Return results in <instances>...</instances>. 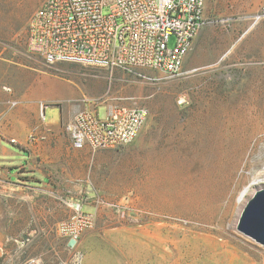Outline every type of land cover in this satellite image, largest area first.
Wrapping results in <instances>:
<instances>
[{
	"label": "rangeland",
	"instance_id": "374dc122",
	"mask_svg": "<svg viewBox=\"0 0 264 264\" xmlns=\"http://www.w3.org/2000/svg\"><path fill=\"white\" fill-rule=\"evenodd\" d=\"M42 2L0 0V56L19 61L26 54L37 57L27 51V23ZM262 5L264 0H206V10L211 11L207 17L216 21L207 26L217 33H209L200 47H194L192 53L195 55L183 64L182 72L176 76L167 75L161 70H146L150 79L131 78L121 72H115L110 77L105 71L73 64L63 63L58 64L56 69L49 68L38 57L39 65L45 71L33 73L32 80L36 90L48 97L60 96L67 100L83 94V98L102 100L121 96L127 98L122 101L126 105L145 107L148 115L144 127L148 119L151 121V129L143 138L146 152L152 147L158 151L161 125L168 119V112L176 115V121L171 125L175 139L178 138L179 125L186 119L188 132H194L199 120L197 113L201 110L212 111L211 116H205L202 120L214 135L222 125V120L214 116L221 100L236 96L252 104L264 102V33H258L264 29V16L256 18ZM173 43L171 39L169 46ZM213 53L216 54L215 60L210 58ZM225 53L229 55L228 58ZM180 96L184 97V101L178 99ZM15 107L16 102L5 105L9 109ZM45 111L48 114V107ZM2 112L6 113L7 110ZM98 112L103 117L105 106L100 105ZM253 134L247 143L246 155L257 140L254 157L246 169L241 166L237 170V175L244 174V179L237 188L233 185L229 192L234 211L232 222L226 221L221 228H216L214 223L203 224L208 232L200 233L192 228L199 223V209L193 205L191 217L182 213L191 206L188 204L192 202L191 199L189 201L179 196L172 212L158 202L153 208L155 212L146 210L143 204L141 215L148 236L152 232L155 234L152 243L154 250L150 240H147L146 264H174V260L178 264H200L195 258L193 261L187 260L185 254L189 250L197 256L206 254L208 264H264V246L236 230L240 212L246 203L240 208L237 206L238 191L253 178L264 176V128H258ZM168 135H163L165 149ZM174 148L175 143H172ZM105 150L89 151L87 160L90 169L95 164L122 165L120 153ZM199 163L194 165L196 169ZM99 183L109 184L111 188L109 182L96 181V185L90 182L78 194L67 192L62 196H52L41 190L18 187L8 178L0 177V264H85L86 255L91 249L88 243L96 232V225L85 231L75 246L69 247L67 238L56 232L57 219L68 218L77 210L76 205L80 208L81 204L86 206L84 210L93 212L96 198L116 202L128 197L129 207H136L134 191L129 190L110 199L103 192H95ZM121 220L128 219L122 217ZM202 238L207 240L206 244L200 241Z\"/></svg>",
	"mask_w": 264,
	"mask_h": 264
},
{
	"label": "crops",
	"instance_id": "0c3cea01",
	"mask_svg": "<svg viewBox=\"0 0 264 264\" xmlns=\"http://www.w3.org/2000/svg\"><path fill=\"white\" fill-rule=\"evenodd\" d=\"M210 13L211 11L206 10L205 3L204 16L207 17ZM209 33L217 32L207 25L198 31L184 63L195 55L192 50L196 46L200 47ZM258 33H264V29ZM225 55L228 58L229 55ZM210 58L215 60L216 54L213 53ZM38 60V57L27 54L22 61L0 56V177L8 178L18 187L41 190L52 196H62L67 192L78 194L88 183L96 185V181L111 183V188L105 183H99L97 189L94 187L95 192H103L110 199L129 190L134 191L136 207L128 212L127 221H122V217L109 208L98 209L96 232L89 240L91 249L84 262L146 264L147 240L154 243L155 234L152 232L148 236L141 207L144 204L146 210L155 212L153 208L158 202L172 212L179 196L193 199L197 192V177L193 166L198 161H203V156L209 161L210 156L216 153L220 146L221 126L218 123V131L212 135L209 125L202 120L205 116H211L212 111L201 110L198 111L201 119L197 121L194 132H188L186 119L179 125L178 138L175 139L171 125L176 121V115L168 112V119L161 125L158 151L154 147L145 151L143 138L148 129H151V121L148 119L134 143L119 150H105L120 153L122 165L95 164L90 169L87 155L91 150L89 147L73 148L65 131V124L76 112L88 105L87 99L92 98H83V94H80L63 100L60 96L48 97L38 92L32 80L33 73L45 71ZM8 102H16V107L5 108ZM4 109L7 110L6 113L2 112ZM214 113L217 117L218 112ZM163 131L164 134H169L165 158L161 154ZM198 132L205 139L203 143L198 142L196 149L194 144ZM172 143H175L174 149ZM83 207L86 206L81 204L80 209L84 210ZM193 208L191 205L182 213L191 217ZM60 220L63 219L59 217L55 224Z\"/></svg>",
	"mask_w": 264,
	"mask_h": 264
},
{
	"label": "built area",
	"instance_id": "2783aa9c",
	"mask_svg": "<svg viewBox=\"0 0 264 264\" xmlns=\"http://www.w3.org/2000/svg\"><path fill=\"white\" fill-rule=\"evenodd\" d=\"M206 0H43L27 23V51L49 68L73 64L150 79L146 70L176 76L198 31L214 19L204 16ZM264 16V5L256 18ZM173 39V45L169 46ZM121 96L87 99L88 105L65 124L71 146L122 149L140 135L145 107L129 106ZM184 101V97L178 98ZM112 101V102H110ZM105 106L103 117L98 107ZM1 136V129H0ZM11 142H14L11 139ZM129 198L116 202L96 198L94 211L77 210L56 224V232L74 239L96 225L97 210L106 207L127 217ZM68 246V245H67Z\"/></svg>",
	"mask_w": 264,
	"mask_h": 264
},
{
	"label": "bare ground",
	"instance_id": "6f19581e",
	"mask_svg": "<svg viewBox=\"0 0 264 264\" xmlns=\"http://www.w3.org/2000/svg\"><path fill=\"white\" fill-rule=\"evenodd\" d=\"M244 106L249 108L246 109ZM216 111L218 112L217 117L222 120L220 146L218 152L216 151L214 155L210 156L211 160L208 161L203 156V161H198L200 162L199 167L196 169L193 166L197 177L195 181L197 192L191 199L192 202L188 203L199 209L197 215L199 223L194 224L192 228L200 233L208 232L207 227L203 224L214 223L216 228H221L226 221H233V203L229 192L232 187L237 188L241 180L244 179V174L237 175V170L241 166L244 169L249 166L256 150L257 140L251 145L250 152L246 155L247 143L251 134L258 128H264V102L252 104L249 100L234 96L218 102ZM198 119L201 118L198 117ZM204 139V136L199 135L198 132L194 144L196 149L199 145L198 142L203 143ZM161 145V154L165 158L166 149L163 136ZM258 149L260 148L258 147ZM260 187H264V176L253 178L238 191V195L236 194L237 206L239 208L243 206L248 196ZM200 241L203 244L207 243L204 238ZM185 257L189 261H193L195 258L200 264L209 263L206 254L197 256L189 250L186 251ZM203 261H206V263H203ZM174 264H178V262L174 260Z\"/></svg>",
	"mask_w": 264,
	"mask_h": 264
},
{
	"label": "water",
	"instance_id": "95a60500",
	"mask_svg": "<svg viewBox=\"0 0 264 264\" xmlns=\"http://www.w3.org/2000/svg\"><path fill=\"white\" fill-rule=\"evenodd\" d=\"M236 230L264 246V187L256 189L247 199L236 223ZM74 244V239L67 242L69 247Z\"/></svg>",
	"mask_w": 264,
	"mask_h": 264
}]
</instances>
